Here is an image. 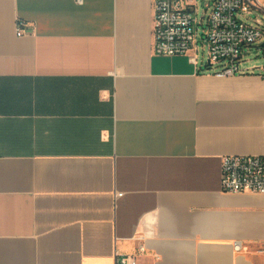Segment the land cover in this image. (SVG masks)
Instances as JSON below:
<instances>
[{"label":"crops","instance_id":"obj_1","mask_svg":"<svg viewBox=\"0 0 264 264\" xmlns=\"http://www.w3.org/2000/svg\"><path fill=\"white\" fill-rule=\"evenodd\" d=\"M152 20L0 0V264H264V196L220 187L222 157L264 155L262 71L154 56Z\"/></svg>","mask_w":264,"mask_h":264},{"label":"built area","instance_id":"obj_2","mask_svg":"<svg viewBox=\"0 0 264 264\" xmlns=\"http://www.w3.org/2000/svg\"><path fill=\"white\" fill-rule=\"evenodd\" d=\"M22 26L17 22L18 37L23 35ZM200 47H205L202 68L213 69L215 78L243 74L241 65L249 61L251 50L264 53V2L153 0L152 54L188 57L196 64ZM260 70L264 78V68ZM220 187L223 193L264 196V155L222 157ZM115 264H136V260L117 256Z\"/></svg>","mask_w":264,"mask_h":264},{"label":"rangeland","instance_id":"obj_3","mask_svg":"<svg viewBox=\"0 0 264 264\" xmlns=\"http://www.w3.org/2000/svg\"><path fill=\"white\" fill-rule=\"evenodd\" d=\"M198 14H200V10H198ZM205 47H200L198 52L199 62L205 61ZM248 63L251 64V69H261L264 68V53H262L261 49L254 48L251 50L248 56Z\"/></svg>","mask_w":264,"mask_h":264}]
</instances>
